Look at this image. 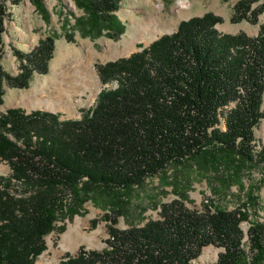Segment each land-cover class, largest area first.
Returning a JSON list of instances; mask_svg holds the SVG:
<instances>
[{"label": "trees", "instance_id": "obj_1", "mask_svg": "<svg viewBox=\"0 0 264 264\" xmlns=\"http://www.w3.org/2000/svg\"><path fill=\"white\" fill-rule=\"evenodd\" d=\"M32 2L47 21L42 0ZM73 2L84 13L75 25L81 36L116 40L123 32L121 0ZM4 15L0 5V35ZM260 15L264 0H237L230 22L258 24ZM221 22L212 13L191 17L147 47L97 66L103 88L80 119L20 108L0 114V162L9 168L0 176V264H34L58 220L72 219L98 189L140 186L187 162L264 170V146L255 150V131L264 126V23L251 37L222 34ZM54 42L47 36L27 53L15 50L16 76L0 66V103L3 83L24 89L34 73H47ZM121 211L108 219L103 250L80 248L58 264H193L208 246L222 250L214 264L264 263V222L250 223L246 253L241 209L209 202L198 213L173 200L158 219L119 230Z\"/></svg>", "mask_w": 264, "mask_h": 264}, {"label": "rangeland", "instance_id": "obj_2", "mask_svg": "<svg viewBox=\"0 0 264 264\" xmlns=\"http://www.w3.org/2000/svg\"><path fill=\"white\" fill-rule=\"evenodd\" d=\"M42 2L48 13L47 21L32 0H0V5L5 7L0 66L6 73L12 76L19 73L15 50L27 53L47 36L55 37L46 74L34 73L24 89L3 83L0 114L9 108H20L26 114L42 111L58 114L60 120L80 119L94 105L103 88L97 66L147 47L160 36L173 33L181 21L212 13L222 19L216 26L220 33L241 32L251 37L257 35L264 23L263 15L259 16L258 24L230 22L237 0H121L116 17L124 30L119 37L116 40L104 35L89 38L81 36L75 28L76 19L84 13L73 0ZM71 33L73 41L68 42L66 35ZM255 136V150L260 151L264 146L263 124L256 129ZM8 172V166L0 162V176ZM173 200L198 213L209 202L227 210L244 211L248 220L241 228L245 234L244 250L248 253L246 233L250 223L264 222V170L245 164L232 169L222 163L199 169L187 162L179 169L168 167L164 174L147 178L140 186L114 192L98 189L92 199L76 208L72 219L58 220L46 237L47 250L34 264H58L67 255H76L80 248L103 250L109 237L108 219L117 217L114 209L122 210L115 227L125 230L158 219L162 205ZM61 227L63 231L59 230ZM221 251L208 246L193 264H214Z\"/></svg>", "mask_w": 264, "mask_h": 264}]
</instances>
